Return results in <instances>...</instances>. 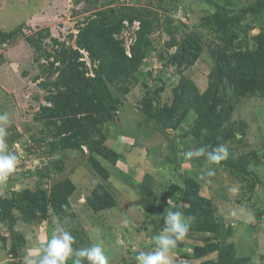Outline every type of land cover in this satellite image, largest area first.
<instances>
[{
  "label": "trees",
  "instance_id": "16d2710c",
  "mask_svg": "<svg viewBox=\"0 0 264 264\" xmlns=\"http://www.w3.org/2000/svg\"><path fill=\"white\" fill-rule=\"evenodd\" d=\"M97 1L93 0V3ZM113 1L106 0L103 8L77 22L75 46L67 44L65 39L52 37L51 51L41 53V43L50 36L49 29L38 30L35 39L33 35L27 37L38 51V58L43 56L46 61L39 65L41 74L35 79L39 80V86L45 90L44 99L51 105L38 106L34 119L42 122L46 129H40L39 136L32 135L30 142L34 147L44 144L43 153L50 156L48 164L60 173L64 162L54 155L64 150L82 151L85 146L87 161L103 180L107 179L109 173L97 155L111 163L123 160L120 153L105 144L109 126L117 122L122 101L113 89L125 96L131 85L140 80L144 89L138 101L141 111L162 133L177 131L187 118H192L189 128L178 140L182 147L174 148L178 159L170 158L177 167L187 161L193 167H199L203 160L211 161L209 154H214L221 144L227 146L236 142L238 146H245L247 123L232 120L231 116L241 98L258 96L264 99V0H254L239 8L232 6V0L211 1L214 9L192 25L204 29L210 36L208 39L197 29L188 30L189 25L179 19L174 23V19L166 15L161 22L157 12L149 6L122 4L117 9ZM249 17L251 20L247 21ZM124 20L130 24L134 20L140 23L129 46V56L122 40L116 37L124 27ZM159 28L168 35L161 50L156 49L150 37ZM254 28L258 31L250 35L249 31ZM16 31L0 30V43L12 40ZM59 34L67 40L73 37V33L63 35L59 31ZM205 48H208L214 65L208 73L207 87L200 92L184 71L199 60ZM155 50L160 66L153 75L152 69L143 70L142 66L145 65L144 58ZM170 71L164 79V73ZM151 75L160 83L149 85L146 77ZM167 89L170 94L162 101V92ZM188 152L192 153L190 158L186 156ZM260 155L262 153L258 154L255 149L236 155L230 148L227 158L217 163L211 161L209 169L214 172L216 166H223L240 180H248V175H254L248 186L250 193L246 199L249 200L254 186L262 182L251 171L260 163L264 165ZM196 169L193 168L191 175L179 174L178 178L168 181L159 193L145 181L134 185L143 201L146 217L153 221L152 238L164 230L168 210H179L185 217L193 218L188 221L190 227L185 238L201 242L194 244L188 252L185 242L178 241L173 249L181 257L199 259L197 264H255L252 256L236 253L232 224L223 220L212 199L201 192L199 180L208 170L198 173ZM24 174L30 175L27 171H19V175ZM32 175L35 177L34 188L0 191V223L6 229L5 233L0 229V241L8 254L19 261L24 258L22 247L26 243L24 235L15 230L19 219L39 223L51 217L69 229L67 223H74L76 217L69 201L77 189L71 177L54 179L48 185V180L53 178L47 165L37 168ZM84 198V205L92 212L116 205L113 194L100 182ZM236 202L240 201L237 199ZM245 207L254 210L257 226L262 224L264 209L252 204ZM70 230L73 233H68L74 243L69 261L74 264L79 259L81 264H90L86 257L77 256L78 247L84 244L83 229L74 224ZM211 254L215 255L207 257ZM258 264H264V257Z\"/></svg>",
  "mask_w": 264,
  "mask_h": 264
},
{
  "label": "rangeland",
  "instance_id": "374dc122",
  "mask_svg": "<svg viewBox=\"0 0 264 264\" xmlns=\"http://www.w3.org/2000/svg\"><path fill=\"white\" fill-rule=\"evenodd\" d=\"M105 1L99 0L95 4L93 0H0V30H17L10 43L2 47L0 52V130H2L0 140L5 145L0 154L15 156L17 160L16 170L6 181L0 182V191L20 190L23 187L34 188L35 177L31 175L32 170L43 165H47L53 178L48 180V185L54 179L69 176L77 187L69 200L76 211L75 222L67 223L69 229L63 228L51 217L39 223H26L19 219L15 230L26 238V243L22 247L24 258L19 261L12 254H8V250L3 248L0 241V264H27L28 260L35 259L28 255L29 249L36 250L42 256L51 236L60 235L64 231L72 234L70 229L74 224L84 231V244L78 247V251L84 247L99 245L104 251L108 264H138L136 256L142 251H154L157 245L152 238L153 221L146 217L143 201L134 185L145 181L151 185L153 191L159 193L168 181L178 178L179 174L191 175L193 168H199L196 169L198 173L210 170L211 161L203 160L199 167H193L188 161L182 162L177 167L176 163L171 161L174 158L178 159L174 148H177V145L182 147L178 140L189 128L192 118H187L177 131L169 130L162 133L154 122L145 119L141 111L138 103L144 94L141 80L132 84L129 93L125 96L113 89L122 101L117 112V122L109 126L110 131L105 144L120 153L123 160L111 163L97 155L96 158L109 173L107 179L103 180L87 161L86 147L82 149L85 151L83 153L79 150H64L54 155L64 162L60 173L53 169L51 163L48 164L47 155L41 150L44 145L37 147L39 151L36 148H27L31 136H39L40 129H46L42 122L34 119L38 105L44 101L45 90L35 79L41 74L39 67L41 60L38 59V51L27 41V37L33 35L35 39L36 32L40 29H49L50 34L53 35L61 31L65 35L74 30L76 22L96 9L103 8ZM211 1L220 0H114L113 5L117 9L122 4L149 6L157 12L161 22L166 15L172 17L174 23L179 19L189 25L188 30L197 29L208 39L210 36L204 29L192 25H196L203 15L214 9ZM253 1L232 0V6L239 8ZM176 5L178 6L174 10ZM250 20L249 17L247 21ZM257 31L258 28L251 29L249 34H255ZM150 37L157 50L164 49L163 41L168 39V35L161 28L151 33ZM70 44L75 45L74 40H70ZM45 50L51 51V47L42 48L41 43L39 52L43 53ZM165 52L163 51V54ZM155 57L157 56L152 54L151 58H145L143 66V70L152 69L153 75L160 66ZM213 65V58L208 48H205L199 60L187 68L184 75L202 92L208 85V73ZM170 73L171 71L164 73V79ZM153 75L147 76L146 81L149 85L159 84L160 81ZM175 77L174 79L177 80L178 77ZM169 94V89L164 90L162 101ZM231 119L247 123L245 134L247 144L238 146L236 142L228 143L226 146L228 150L231 148L236 155H239L255 149L258 154L262 153L260 157L261 161H264V99L258 96L241 98L236 104ZM222 167L216 166L213 176H201L199 180L201 192L212 199L223 220L232 224V240L236 253L250 255L254 263L258 264L264 257V218L262 224L257 226L254 210L247 209L245 205L252 204L255 208L260 206L259 208L264 209V165L260 163L251 168L262 182L254 186L249 200L246 199L250 193L248 186L254 175H248V180H240ZM20 170L27 171L30 175H19ZM98 182L113 194L116 205L107 210L92 212L84 205V197ZM230 188H236L237 191L230 192ZM237 199L239 203L236 202ZM0 229L6 232L5 226L1 223ZM183 241L187 245L188 252L194 244L201 243L188 238ZM152 243L154 245H151ZM170 257L173 264L199 262V259L181 257L174 249L170 252ZM69 262L68 260L67 264H71Z\"/></svg>",
  "mask_w": 264,
  "mask_h": 264
},
{
  "label": "clouds",
  "instance_id": "9594fccd",
  "mask_svg": "<svg viewBox=\"0 0 264 264\" xmlns=\"http://www.w3.org/2000/svg\"><path fill=\"white\" fill-rule=\"evenodd\" d=\"M139 24L140 23L138 20H134L132 24H130L127 20L123 21L124 27L122 28V30L126 28L127 30L130 31L129 46L132 43L133 39L135 38V33L139 29ZM121 31L119 33H121ZM77 32H78V28L75 25L74 30L73 31L71 30L69 32V33H73V37L71 38V40L75 39V35ZM52 37H58V39H65L67 44L70 43V40H67L65 36L61 37V35L57 33V35L50 34L49 37L44 38L42 40V47H46V46L51 47ZM120 40H122V44H123V39H120ZM10 41L11 40H7L5 42L0 43V52H1L2 47H5V45H8ZM74 44H75V41H74ZM55 47H58V46L55 45ZM124 48H125L126 55L129 56L126 52L125 45H124ZM128 50H129V47H128ZM155 52L156 51L150 53L145 58L146 59L151 58V55L152 54L155 55ZM129 54H130V50H129ZM84 57L86 59V53ZM145 58L143 60L144 62L146 60ZM38 59L41 60L40 62L41 64L46 62L43 56H41ZM155 60H156V57H155ZM38 81L39 80H37V82ZM44 95H43V98H44ZM40 104H45L47 106L51 105V103L45 99ZM41 144L44 145L43 143ZM4 147L5 145L3 144V141L0 140V153L3 152ZM27 148L37 149V146L34 147V145H31V142H30ZM84 148L85 146H82V149ZM41 150L43 151L44 147H41ZM199 154L200 153L198 152L197 155ZM186 156L190 158L192 156V153L188 152L186 153ZM227 156H228V148L224 144H221L218 148L214 150V154H209V159L213 163H217L221 159H226ZM46 157L49 159L50 156H46ZM16 165H17V160L15 156L9 157V156L0 154V182L6 181L8 179L9 175L12 174L16 170ZM39 168L40 167H38V169ZM36 169L32 170V172H34ZM207 175L213 176L214 172L212 170H208ZM229 191L236 192L237 189L230 188ZM192 219H193L192 217H185L183 212L179 210H176V211L168 210L167 215L164 217L166 226L163 230V233L153 238L157 245L156 249L151 252H143V251L140 252L139 255H137L135 258L138 264H173V261L170 257V252L172 251L173 248L177 246L178 241H183L185 239L186 235L189 232V227H190L188 221ZM73 243H74V238L67 231L62 232L60 235H52L45 245L44 254L42 256H40L36 250L29 249L28 255L31 257H36V258L28 260L27 264H67V261L71 257V254L73 251L72 249ZM77 256L86 257L87 260L90 262V264H108L104 251L99 245H94L90 249H81L80 251L77 252ZM74 264H81V261L77 259L76 261H74Z\"/></svg>",
  "mask_w": 264,
  "mask_h": 264
},
{
  "label": "built area",
  "instance_id": "2783aa9c",
  "mask_svg": "<svg viewBox=\"0 0 264 264\" xmlns=\"http://www.w3.org/2000/svg\"><path fill=\"white\" fill-rule=\"evenodd\" d=\"M127 24V23H126ZM137 24V23H136ZM130 31L127 30L126 28H124L121 33H119L118 35H116V37L118 39H123V44L125 45L126 47V52L127 54L129 55V50H128V47H129V43H130ZM126 35V36H125Z\"/></svg>",
  "mask_w": 264,
  "mask_h": 264
}]
</instances>
